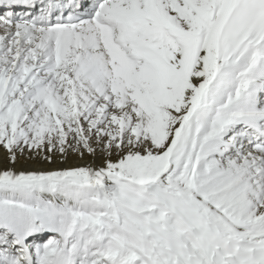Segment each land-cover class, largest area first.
I'll return each mask as SVG.
<instances>
[{
	"label": "snow or ice",
	"instance_id": "obj_1",
	"mask_svg": "<svg viewBox=\"0 0 264 264\" xmlns=\"http://www.w3.org/2000/svg\"><path fill=\"white\" fill-rule=\"evenodd\" d=\"M0 264H264V0H0Z\"/></svg>",
	"mask_w": 264,
	"mask_h": 264
}]
</instances>
